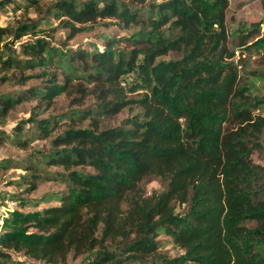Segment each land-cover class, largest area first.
Listing matches in <instances>:
<instances>
[{"label": "trees", "instance_id": "1", "mask_svg": "<svg viewBox=\"0 0 264 264\" xmlns=\"http://www.w3.org/2000/svg\"><path fill=\"white\" fill-rule=\"evenodd\" d=\"M20 1L41 10L40 0ZM228 4L51 0L39 18L0 24V83L39 79L0 95V121L25 100L92 99L52 120L27 118L37 138L67 122L40 152L55 170L31 162L13 181L26 191L40 179L62 187L42 209L24 211V200L10 196L16 205L0 223V264H18L17 255L43 264H264V166L251 157L263 147L264 116L253 114L233 60L238 49L264 50V16L233 44ZM104 19L128 33L93 51H62L48 39L62 28L68 40ZM125 107L138 111L103 124ZM21 127L14 141L24 147ZM151 180L159 192L146 191Z\"/></svg>", "mask_w": 264, "mask_h": 264}, {"label": "rangeland", "instance_id": "2", "mask_svg": "<svg viewBox=\"0 0 264 264\" xmlns=\"http://www.w3.org/2000/svg\"><path fill=\"white\" fill-rule=\"evenodd\" d=\"M0 0V24L14 23L20 18H39L43 15V9L51 0H40L41 10L38 13L33 7L29 9L23 8V2L20 0L2 3ZM228 9L226 12L225 26L228 34L231 35L236 30V34H232L233 44L240 40L241 35L246 34L251 29L250 21H257L264 16V0H228ZM54 24L56 20L51 19ZM102 22H108V19L98 21L96 25L87 30H82L70 39L65 40L66 30L59 28L53 32L49 39L53 46L59 47L62 51L66 49H84L93 51L102 47L106 38L110 36H121L128 33L121 30L114 24L105 25ZM41 27H47V24L41 20ZM262 27V25H261ZM262 33V29H260ZM257 34V33H255ZM23 38H26L23 37ZM251 42L253 37H250ZM62 43H65L63 45ZM250 43V42H249ZM247 43V44H249ZM18 43H15L17 47ZM167 58V57H164ZM234 62L238 64V84L247 86L248 90L244 91L246 100L252 101L253 114L257 116H264V50L260 48L249 47L236 50ZM39 79L33 78L28 80L25 84L17 83L15 79L7 80L0 83V95L2 94H16L23 90L26 86L36 85ZM134 96V95H130ZM259 99L258 101L255 99ZM92 102L91 98L85 99L81 104H72L70 98L61 94L54 98L52 103L48 106L39 103L35 99L25 100L16 104L7 114V116L0 121V160H8L7 168H0V205L3 204V209H7L5 199H10V196H17L23 199L26 206L24 211L31 209H42L46 205L52 204L51 194H58L62 187L52 180L40 179L36 183V188L31 191H26L25 184H16L13 180L18 179L25 174L24 167L28 163H36L43 172H51L55 168L45 167L42 160L39 159L40 152H45L50 146V139L53 135L63 128L66 124L64 119H61L56 126V129L46 138H37V129L34 121H26L27 118L41 119L48 118L52 120L55 116L65 113L69 110L81 109ZM138 111L137 108H123L119 113L110 118H106L103 124L114 126ZM22 124L21 139L27 140V145L19 146L15 141L14 126ZM87 121L83 123L86 125ZM262 149L254 151L252 160L264 166V132L262 133ZM59 169V168H57ZM162 189L161 184L157 180H151L146 184V191L148 193L159 192ZM46 196L47 201L41 202L42 197ZM3 216L5 213L2 211ZM252 224V223H249ZM164 244L162 247L165 250L173 251L174 249L165 242L166 237H159ZM165 242V243H164ZM15 261L18 264H43L42 262L17 255ZM79 258L68 260L67 264H78Z\"/></svg>", "mask_w": 264, "mask_h": 264}, {"label": "built area", "instance_id": "3", "mask_svg": "<svg viewBox=\"0 0 264 264\" xmlns=\"http://www.w3.org/2000/svg\"><path fill=\"white\" fill-rule=\"evenodd\" d=\"M5 202H6V204H7V209H6V212H5V209H3V204H1L0 205V223L2 222V218H3V214H2V212H1V209H2V211L5 213V215L7 214V212H8V210L9 209H13L14 207H15V202L13 201V200H11V199H5L4 200ZM4 215V216H5Z\"/></svg>", "mask_w": 264, "mask_h": 264}]
</instances>
